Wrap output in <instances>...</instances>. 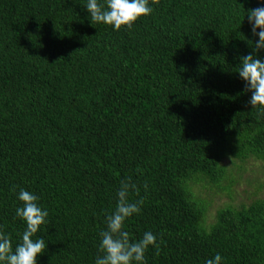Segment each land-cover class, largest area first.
<instances>
[{
    "label": "trees",
    "instance_id": "trees-1",
    "mask_svg": "<svg viewBox=\"0 0 264 264\" xmlns=\"http://www.w3.org/2000/svg\"><path fill=\"white\" fill-rule=\"evenodd\" d=\"M149 3L150 15L113 30L91 22L86 0H0V226L15 248L23 187L49 210L34 236L47 242L38 264H94L104 217L131 177L130 200L144 203L125 230L157 235L147 264L216 253L223 264H264V200L227 203L206 225L192 185L229 190L230 170L250 160L264 169V113L237 72L258 0Z\"/></svg>",
    "mask_w": 264,
    "mask_h": 264
},
{
    "label": "clouds",
    "instance_id": "clouds-1",
    "mask_svg": "<svg viewBox=\"0 0 264 264\" xmlns=\"http://www.w3.org/2000/svg\"><path fill=\"white\" fill-rule=\"evenodd\" d=\"M260 6L249 8L246 15L253 39L252 51L240 55L238 75L245 82V90L251 92L248 100L253 108L264 113V57L256 53L264 51V0H258ZM84 8L91 22L112 26L120 30L122 26L131 29L134 22L153 12L149 0H86ZM245 11V10H244ZM245 19V17H244ZM16 192V188L12 189ZM139 189L131 177L121 181L116 192L114 209L104 217L105 227L99 233L100 242L94 264H147L146 252L149 247H158L157 235L145 231L135 239L125 230L126 222L141 212L143 198L130 200L132 193ZM16 198L20 204L15 207L14 219L24 222L25 228L20 242L13 248L11 236L0 226V264H38L47 242L43 237L34 238L41 226L48 223L49 210L41 203V197L35 192L19 188ZM225 258L220 253L208 258L204 264H223Z\"/></svg>",
    "mask_w": 264,
    "mask_h": 264
},
{
    "label": "rangeland",
    "instance_id": "rangeland-1",
    "mask_svg": "<svg viewBox=\"0 0 264 264\" xmlns=\"http://www.w3.org/2000/svg\"><path fill=\"white\" fill-rule=\"evenodd\" d=\"M254 161L250 160L246 164L249 168L247 171L238 173L237 170H230L229 175L232 173L235 178L234 183H222L223 186L228 185L229 190L192 183L194 195L206 205V225H212L215 222L216 212L227 203H231L236 208L241 205H250L254 200H264V169L261 161ZM224 164L230 165L228 159L224 160Z\"/></svg>",
    "mask_w": 264,
    "mask_h": 264
}]
</instances>
